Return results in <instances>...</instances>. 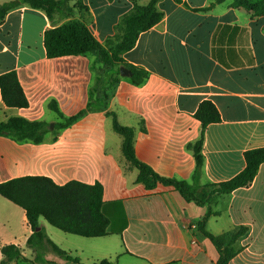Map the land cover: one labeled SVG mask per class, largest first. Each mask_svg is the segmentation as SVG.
Masks as SVG:
<instances>
[{
  "label": "crops",
  "instance_id": "crops-1",
  "mask_svg": "<svg viewBox=\"0 0 264 264\" xmlns=\"http://www.w3.org/2000/svg\"><path fill=\"white\" fill-rule=\"evenodd\" d=\"M7 1L14 0L0 4ZM61 1L52 18L22 3L0 21V74L16 70L29 103L7 107L0 91V122L20 116L45 120L54 129L63 120L50 103L65 116L84 109L93 70L102 65L95 55L48 57L45 31L81 20L105 44L134 3L150 0ZM157 6L164 14L161 21L142 32L123 55L149 77L135 85L120 75L109 110L120 125L134 129L140 160L160 175L190 180L196 161L187 145L201 132L194 113L202 100L210 99L222 120L205 129L202 181L228 180L245 167L246 150L264 147V16L253 17L234 0H160ZM122 143L105 111L88 112L58 133H48L41 143L0 135V182L26 175L48 176L60 185L100 182L109 234L84 237L92 239L82 243L91 244L81 260L85 264L103 259L118 264H217L214 244L195 228L208 207L187 201L173 186L159 183L148 189L136 183L138 169L123 154ZM5 200L0 199V264L1 248L10 243L33 257L26 244L32 233L26 213ZM212 207L220 214L206 222L211 233L248 227L230 264H264V162L249 185L222 196ZM16 217L22 223L17 235L12 227ZM46 222L40 218L47 231ZM45 257L70 264L59 256Z\"/></svg>",
  "mask_w": 264,
  "mask_h": 264
},
{
  "label": "trees",
  "instance_id": "trees-1",
  "mask_svg": "<svg viewBox=\"0 0 264 264\" xmlns=\"http://www.w3.org/2000/svg\"><path fill=\"white\" fill-rule=\"evenodd\" d=\"M160 0H150L146 5L134 3L132 9L123 15L115 26V34L105 44L100 43L84 21L72 20L60 26L49 28L44 33V43L48 57L64 55H95L101 68L93 70L90 97L87 106L72 116H65L56 104L50 108L58 113L62 122L55 123L51 129L45 120L31 121L20 116L9 117L0 122V135L9 136L17 141L41 143L48 133H58L72 125L88 112L105 111L112 118L113 129L122 135V152L138 169L136 183H142L153 189L161 183L176 188L187 201L208 207L207 213L196 222L197 231L208 237L217 249V264H230L241 250L237 243L248 227L236 226L220 234H213L206 228L211 215L220 212L213 209L219 198L235 189L249 185L264 162V147L251 148L244 152L245 167L235 176L220 182H203V143L205 129L210 123L220 122L221 114L210 99L200 102L194 117L201 122L200 137L187 147L193 151L196 166L190 180L178 179L158 174L149 164L140 160L134 150L135 131L132 127L120 125L116 113L109 110V103L120 81V66L131 71L130 80L135 85L143 84L149 72L140 66L125 61L123 55L132 49L139 35L152 28L163 18V12L157 4ZM179 1V0H177ZM223 1V0H217ZM22 3L32 8L44 10L49 18L62 6L61 0H14L0 4V21L7 12ZM234 5L245 8L253 17L264 16V0H234ZM0 91L7 107L22 108L28 106V100L19 81L16 70L0 74ZM103 185L78 180L57 184L52 178L43 175H26L0 182V195L24 209L32 229L27 246L33 250V257L23 255L21 248L14 243L1 248L2 263L16 262L24 264H57L45 256L53 252L70 264H85L77 256L54 242L40 224L44 218L57 229L82 237H102L109 234L110 219L103 211ZM98 264H118L117 261L101 260Z\"/></svg>",
  "mask_w": 264,
  "mask_h": 264
},
{
  "label": "rangeland",
  "instance_id": "rangeland-1",
  "mask_svg": "<svg viewBox=\"0 0 264 264\" xmlns=\"http://www.w3.org/2000/svg\"><path fill=\"white\" fill-rule=\"evenodd\" d=\"M0 199L1 200H5L2 197H0ZM5 202H7L8 204H11L7 200H5ZM15 208H17V207H15ZM16 219H17L16 220V225L15 226H12V227H13L14 231H17L16 232V235H17L18 234V231H21V229H22V223H21V220H19L18 217H16ZM45 224L47 226L46 233L49 235V237L54 242H56L61 248L69 251L70 254L73 257L77 256L81 260L84 259L85 255L87 253V249H89L91 247V244H88V246H89L88 247L85 243L84 244H82V243L83 242H92L91 241L92 239H87V238L80 237V236H77V235L65 233V232L57 229L56 227H53L52 225L48 224L47 222ZM94 247H96L95 244H94V246H92V248L94 249ZM81 249H83V252H81ZM47 254H48L49 257L57 258V259L59 258L58 255H56L53 252H49Z\"/></svg>",
  "mask_w": 264,
  "mask_h": 264
},
{
  "label": "water",
  "instance_id": "water-1",
  "mask_svg": "<svg viewBox=\"0 0 264 264\" xmlns=\"http://www.w3.org/2000/svg\"><path fill=\"white\" fill-rule=\"evenodd\" d=\"M120 75L124 77H130L131 71L125 66H120Z\"/></svg>",
  "mask_w": 264,
  "mask_h": 264
}]
</instances>
